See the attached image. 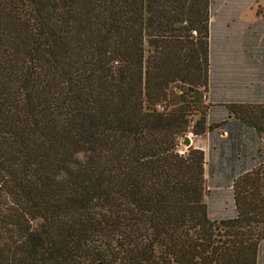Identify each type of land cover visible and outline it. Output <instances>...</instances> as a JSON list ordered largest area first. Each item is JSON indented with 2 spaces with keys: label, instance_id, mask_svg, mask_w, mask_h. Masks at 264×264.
Returning a JSON list of instances; mask_svg holds the SVG:
<instances>
[{
  "label": "trees",
  "instance_id": "1",
  "mask_svg": "<svg viewBox=\"0 0 264 264\" xmlns=\"http://www.w3.org/2000/svg\"><path fill=\"white\" fill-rule=\"evenodd\" d=\"M210 0H0V264H257L264 162L211 219Z\"/></svg>",
  "mask_w": 264,
  "mask_h": 264
},
{
  "label": "crops",
  "instance_id": "2",
  "mask_svg": "<svg viewBox=\"0 0 264 264\" xmlns=\"http://www.w3.org/2000/svg\"><path fill=\"white\" fill-rule=\"evenodd\" d=\"M258 49H253L248 52L251 56L252 67L248 75L235 74V81L238 82L236 89L242 87V91L249 92L248 97L240 95L237 99H216L213 97L212 88L215 84L220 83V75L224 70V65L219 69L216 68L215 63L212 64L209 70V86L207 93V102L211 105L208 111V123H215L227 118V111L224 108L225 104L229 103H249V104H264V50L261 54L255 53ZM245 54V53H244ZM254 60V63L252 62ZM227 74H232L225 70ZM234 74L227 75L225 78H232ZM235 88V87H234ZM190 138V137H189ZM260 145V139L255 132L247 126L241 124L236 120H228L227 123L217 130L207 133L203 137H191L190 147L202 150L205 154V178L207 183L217 187L218 184L224 186L227 184L226 194L228 202L224 196L221 198L219 188L213 189L215 197L213 199L217 202L209 203L208 213L212 214V218L226 219L235 215L234 205L232 202L231 185L233 180L248 171L256 165L264 162V150L258 159L255 158L256 150ZM210 161V164H209ZM214 162V163H213ZM211 177V178H210ZM212 180V182H211ZM208 186V185H207ZM208 189V190H209ZM210 209V210H209ZM218 210L224 212V215L219 216ZM264 250V241L260 245V249ZM258 252L257 264H264V251Z\"/></svg>",
  "mask_w": 264,
  "mask_h": 264
},
{
  "label": "rangeland",
  "instance_id": "3",
  "mask_svg": "<svg viewBox=\"0 0 264 264\" xmlns=\"http://www.w3.org/2000/svg\"><path fill=\"white\" fill-rule=\"evenodd\" d=\"M208 42L210 67L213 63L219 69L222 64L224 65V70L220 75V83L218 85L215 84L212 88L213 97L216 99H237L240 95L248 97L247 94L249 92L245 91L244 93L241 89L242 87L236 89L238 82L235 81V78H237L235 74H246L247 76L253 66L250 60V53L248 55V52L256 48L258 50L254 52L259 56L264 50V0H210ZM252 62L254 63V60ZM225 70H228L234 76L230 79L225 78L227 75H232L227 74ZM258 139H260V145L256 150V154L258 151V155H255L256 159L261 156L260 154L264 150L263 139L259 137ZM180 146V150H185L181 143ZM207 185V187H210L209 183ZM215 188L221 190L219 193L221 198L224 196L225 202H228L226 194L227 184H224V186L218 184L217 187L211 185V189L208 188L207 204L209 203L211 206V202L215 198L213 197V189ZM217 201L218 199L213 202ZM217 213L219 216L224 215L221 210H218ZM210 215L212 216V214H209L211 219H218L212 218ZM260 251H264L263 248Z\"/></svg>",
  "mask_w": 264,
  "mask_h": 264
},
{
  "label": "water",
  "instance_id": "4",
  "mask_svg": "<svg viewBox=\"0 0 264 264\" xmlns=\"http://www.w3.org/2000/svg\"><path fill=\"white\" fill-rule=\"evenodd\" d=\"M182 146H184L185 148H189L190 147V138L188 136H185L181 142Z\"/></svg>",
  "mask_w": 264,
  "mask_h": 264
},
{
  "label": "built area",
  "instance_id": "5",
  "mask_svg": "<svg viewBox=\"0 0 264 264\" xmlns=\"http://www.w3.org/2000/svg\"><path fill=\"white\" fill-rule=\"evenodd\" d=\"M184 150H182L180 153H183Z\"/></svg>",
  "mask_w": 264,
  "mask_h": 264
},
{
  "label": "clouds",
  "instance_id": "6",
  "mask_svg": "<svg viewBox=\"0 0 264 264\" xmlns=\"http://www.w3.org/2000/svg\"><path fill=\"white\" fill-rule=\"evenodd\" d=\"M186 149V148H185Z\"/></svg>",
  "mask_w": 264,
  "mask_h": 264
}]
</instances>
